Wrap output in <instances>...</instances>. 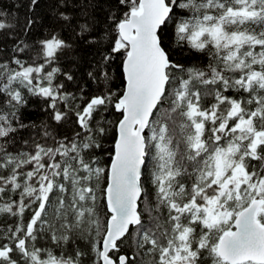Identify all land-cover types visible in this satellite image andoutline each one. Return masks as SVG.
<instances>
[{
    "label": "snow or ice",
    "instance_id": "6c2138e0",
    "mask_svg": "<svg viewBox=\"0 0 264 264\" xmlns=\"http://www.w3.org/2000/svg\"><path fill=\"white\" fill-rule=\"evenodd\" d=\"M0 216V264H264V0H0Z\"/></svg>",
    "mask_w": 264,
    "mask_h": 264
},
{
    "label": "trees",
    "instance_id": "16d2710c",
    "mask_svg": "<svg viewBox=\"0 0 264 264\" xmlns=\"http://www.w3.org/2000/svg\"><path fill=\"white\" fill-rule=\"evenodd\" d=\"M3 3H4L5 5H9V6H11V5L13 4V0H3ZM25 11H26L25 8H21V9L19 10V15H20L21 18H23V15H24ZM40 11H41V12H44L45 9L42 8ZM70 89L74 90V86H70ZM29 111H30V112H35L36 109H35V107L33 106L32 108L29 109ZM106 147H107V145H106ZM102 159H106V157H102ZM13 219H14V218H6V217H4V216H0V227H3L5 223L11 224V223L13 222Z\"/></svg>",
    "mask_w": 264,
    "mask_h": 264
}]
</instances>
